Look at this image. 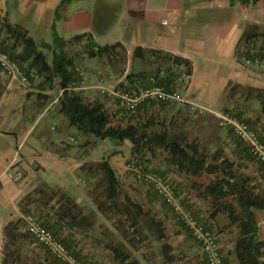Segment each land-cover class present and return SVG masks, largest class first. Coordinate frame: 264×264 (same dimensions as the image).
Segmentation results:
<instances>
[{
    "label": "crops",
    "instance_id": "crops-1",
    "mask_svg": "<svg viewBox=\"0 0 264 264\" xmlns=\"http://www.w3.org/2000/svg\"><path fill=\"white\" fill-rule=\"evenodd\" d=\"M3 19L23 27L37 44L51 46L54 25L66 42L67 58L82 74L73 91L87 103L101 104L110 117H119L118 101L100 88L110 90L128 73L146 70L149 61H154L149 51L167 52L191 62V74L180 88L187 107L201 116L216 117L241 101L251 108L239 109L264 139V113L258 96L264 91V59L246 64L237 52L242 51L248 32L258 35L249 37L247 49L264 52V0H0V22ZM95 46L111 48L90 56L88 50ZM136 48L141 50L139 56L133 55ZM38 49L47 59L52 57L51 50ZM116 52H121L123 59L113 60ZM48 64L51 66V61ZM230 88L234 89L232 95ZM246 91L254 95L247 97ZM38 93L44 96L40 100ZM61 93L58 77L27 88L0 69V264L3 228L14 217L23 216L19 204L37 187L59 189L83 214L93 215L99 223L106 219L91 194L94 177L87 167L106 158L117 174L123 168L116 158L91 153L100 139L90 138L92 148L82 146L86 136L80 141L79 132L60 112ZM74 143L79 145L71 147ZM7 171H18L20 179H9ZM173 171L177 175L168 176L167 181L180 194L193 179L185 182L181 178L185 173ZM261 213L264 215V210ZM256 224L260 225L258 238L264 241V224L261 219Z\"/></svg>",
    "mask_w": 264,
    "mask_h": 264
},
{
    "label": "trees",
    "instance_id": "trees-1",
    "mask_svg": "<svg viewBox=\"0 0 264 264\" xmlns=\"http://www.w3.org/2000/svg\"><path fill=\"white\" fill-rule=\"evenodd\" d=\"M65 1L67 0H61V3ZM233 1L254 3L257 0H230V2ZM56 17H58L57 13ZM257 35V33L253 32L245 34L243 49L242 51L237 50L240 56L243 58L250 57L252 53L247 49L246 42L250 39L249 37ZM52 36L53 46L43 42L37 44L23 27L11 24L6 19L0 22V49L8 53L31 80L32 77L36 76L43 82H49L53 76L58 77L59 86L62 89L59 99L60 112L66 118L68 124L73 126L80 135L90 136L96 140L111 138L117 140L118 143L126 140L131 143L132 152L139 150L144 145L161 147L167 153L169 164L173 165L177 171L195 176L202 172L215 174L216 177L207 187V193L212 196L215 202H219L220 210L226 208L231 210L228 211L230 221L231 223H236L239 228V235L233 248L238 264H264V258L262 257L264 241L258 238L257 222L254 215V210H264V190L250 185V180L247 177L234 174L231 171L232 162L222 156L220 152L214 151L209 156L197 143L185 141L184 136H181V134H171L167 130L149 134L133 123L124 126L110 125V115L101 104L87 103L77 92L69 88L70 82L76 79L78 70L73 68V63L67 58L64 50L66 42L58 36L54 25H52ZM77 37L79 38L80 36ZM39 46L51 50V66L48 64L49 61L45 53L38 49ZM110 48L105 46L91 47L88 50V54L90 56L101 55ZM149 52L154 56L155 68L150 71L142 70L128 73L124 81L119 84L120 88L138 90L143 85H146L148 77L152 76L157 82L170 89L182 73L187 76L191 74L192 66L189 60L167 52ZM255 53H257L260 60L264 59V52L255 51ZM140 54L141 50L136 48L133 55L139 56ZM233 92L234 89L230 88L229 94L232 95ZM258 96L261 98V111L264 113V91H259ZM149 103L132 110L123 108L127 112L132 113ZM160 104L167 105L166 103ZM209 159L215 162H210L208 161ZM92 165L91 163L87 167L91 176H93L91 172ZM93 166V170L101 172V179L104 182V188L101 193L93 197L97 204V209L105 218L110 217L113 223L116 221L115 228H118L119 222L117 221L119 217H123L124 220L135 225L137 218L143 214L140 204L129 198V196L122 195L121 197L118 174L106 158L101 159ZM97 185L98 183L96 182L95 184L94 182L93 188L95 190ZM33 194L36 195V198H32ZM226 197L234 198L239 208L237 213L232 210L229 204L221 202ZM31 204L34 206L37 204L39 207H30ZM19 207L25 214L30 211L37 213V216H34L78 260L84 264H90L82 251V254L80 250L76 251L74 241L76 244V239L78 240L77 234L81 235L83 229L90 225L91 216L83 214L80 206L63 191L42 185L27 194L21 200ZM21 221L19 216L15 220L8 221L3 228L6 240L2 250V264L10 263H8L10 255L19 256L20 250L16 246L17 240H21L27 245L35 243L40 248H43L30 236L24 224L23 231L19 230L22 225ZM152 221L157 226L156 234L162 248V254L166 256L169 247L166 235L163 232V226L158 221ZM62 232L64 233L63 235ZM110 250L115 257L125 264L137 263L124 250L113 246ZM49 255L56 260L51 254ZM223 260L225 264H228L224 256ZM204 261V264H206L205 256Z\"/></svg>",
    "mask_w": 264,
    "mask_h": 264
},
{
    "label": "rangeland",
    "instance_id": "rangeland-1",
    "mask_svg": "<svg viewBox=\"0 0 264 264\" xmlns=\"http://www.w3.org/2000/svg\"><path fill=\"white\" fill-rule=\"evenodd\" d=\"M48 56V60L51 61V55ZM119 58L123 59L121 52L112 53L113 60L118 61ZM124 61L128 62L126 58ZM149 62V67L145 66L147 71L152 70L156 65L153 61ZM99 64L96 62L95 66L100 68ZM40 80L39 77L34 76L31 83L33 86H37ZM42 95L38 93L37 100L42 99L44 97ZM245 95L249 97L254 93L246 91ZM243 104V102L237 101V105L226 109L235 112L242 120L249 123V119L239 108L250 110L251 107L249 105L244 107ZM116 106L120 109V115L117 119L113 116L110 117V125L124 126L133 123L149 134L159 133L163 130H167L171 134H181L185 141L197 143L209 156L214 151L220 152L222 156L232 162L231 171L234 174L247 177L250 180V185L264 190V164L249 153L246 146L231 129L221 126L217 117L201 116V113L187 107L183 102L167 105L149 103L132 113L127 112L120 103H117ZM257 132L259 135L261 134L258 130ZM77 136L80 141L84 138V135L79 133ZM90 138V136L85 137L82 146L92 148L94 142ZM115 142L118 143L117 140L111 138L100 140L96 147L92 148L91 153L104 154L103 157L116 158L118 162L120 161V166L123 168V171L118 173L121 197L122 195L129 196L140 204L143 214L137 218L135 225L124 220L123 217H119L118 228H115L116 221L113 223L110 217L106 218L104 223L102 221L99 223L93 215H90V225L83 229L81 235L77 234L76 244L74 241L76 251L80 250V253L82 251L90 264H125L113 255L110 250L112 246L128 252L132 259L137 261L136 264H204L201 244L196 240L190 227V222L194 221L212 230L228 264H238L233 248L239 235V228L236 223L230 221L228 211L231 210L229 208L220 210L219 202H215L212 196L207 193V187L216 177L215 174L202 172L197 176L192 175V177H189L188 174L183 175L185 179L181 177L182 180L187 181V178L193 180L188 181L189 185H185L180 194L174 188L175 203L171 205L151 187L150 182L137 179L126 167L128 162H138L144 166L146 172L154 174L167 183V180H170L168 176L177 175L178 172L173 171L175 167L169 166L166 151L161 147L144 145L139 150L132 152V145L128 141L120 145H115ZM78 145V143L70 144L71 147ZM208 161L215 162L211 159ZM98 162H92V164L96 165ZM93 165L91 172L95 184L98 183L97 189L92 188L91 190L94 197L101 193L104 182L101 179V172L93 170ZM178 195L180 196L179 200L176 199ZM32 196V198H36V195ZM221 202L229 204L236 213L239 211L233 197H226ZM30 207H39V205L31 204ZM261 211L254 210V215L256 222L261 219L264 224V215ZM27 213L37 216V213L33 211ZM16 218L18 217L13 219ZM20 218L22 225L19 230L23 231V224L25 227L26 224L21 216ZM152 220L160 222L163 226L169 247L166 256L162 254L156 234L157 226ZM257 226L260 227V225ZM2 233L3 250L6 239L4 231ZM16 246L20 250V254L16 257L10 255L9 264H60L35 243L27 245L21 240H17ZM262 257L264 258V249Z\"/></svg>",
    "mask_w": 264,
    "mask_h": 264
},
{
    "label": "built area",
    "instance_id": "built-area-1",
    "mask_svg": "<svg viewBox=\"0 0 264 264\" xmlns=\"http://www.w3.org/2000/svg\"><path fill=\"white\" fill-rule=\"evenodd\" d=\"M259 60L255 52H252L250 57L244 58L246 64L252 61L258 62ZM0 69L12 78H17L23 86L27 88L30 87L31 82L29 76L8 53L1 49ZM81 77L82 74L78 72L76 79L70 82L69 88L71 90L79 87L78 83L82 81ZM187 78L188 76L182 73L170 89L157 82L154 77L149 76L148 83L138 90H125L118 85L110 90H105L101 87L100 91L109 92L111 96L119 101L122 107L132 110L149 102L166 104L184 102V97L181 94L180 88ZM216 117L221 126L231 129L234 135L246 146L249 153L264 164V141L247 121L242 120L235 112L229 109L221 110L216 114ZM126 167L137 179L150 182L151 186L159 192L169 204L172 205L175 203L174 189L168 181L166 183L154 174L146 172L143 166L137 162H128ZM6 176L16 181L20 179L21 174L18 171H7ZM22 218L30 236L60 264H84L78 260L49 229L45 228L34 215L27 213L24 214ZM190 227L196 240L201 244L206 264H225L217 238L212 230L194 221L190 222Z\"/></svg>",
    "mask_w": 264,
    "mask_h": 264
}]
</instances>
